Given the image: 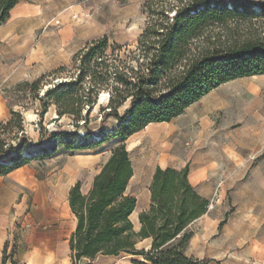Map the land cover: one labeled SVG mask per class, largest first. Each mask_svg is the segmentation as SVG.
<instances>
[{"label":"trees","instance_id":"trees-1","mask_svg":"<svg viewBox=\"0 0 264 264\" xmlns=\"http://www.w3.org/2000/svg\"><path fill=\"white\" fill-rule=\"evenodd\" d=\"M20 1L0 0V25ZM143 9L148 21L135 49L121 54L124 47L110 46L107 36L93 40L73 56L80 66L78 73L55 82L38 97L47 100V106L54 105L59 116L70 117L76 130L84 127V135L47 131L49 146L32 143L31 157L22 156L27 140L17 146L5 140L0 143V173H5L36 156L52 155L60 147L82 150L121 140L87 192L80 180L69 191L76 219L69 240L72 264L122 253L130 255L133 264H209L186 254L194 237L190 227L210 206V200L190 182L188 165L155 169L150 206L138 214L139 228L135 229L131 216L137 199L125 195L134 175L126 140L150 123L171 122L221 84L264 75V1L257 6L252 0H147ZM63 70L61 66L52 73ZM43 77L30 87L36 89ZM86 82L89 87L82 96L78 85ZM103 92L108 94L103 116H113L118 124L110 130L102 128L96 139L88 117ZM10 113L18 115L13 109ZM6 252L7 245L4 264ZM15 252L13 245L10 256Z\"/></svg>","mask_w":264,"mask_h":264},{"label":"rangeland","instance_id":"rangeland-1","mask_svg":"<svg viewBox=\"0 0 264 264\" xmlns=\"http://www.w3.org/2000/svg\"><path fill=\"white\" fill-rule=\"evenodd\" d=\"M146 1L32 0L36 11L0 27V143L5 140L17 146L27 140V147L33 148L32 143L37 142L49 146L47 131L84 135V127L76 130L68 116L55 118V106H47L50 103L38 97L55 82L78 73L80 66L73 56L93 40L107 36L110 46L124 47L121 54L135 49L148 21L143 9ZM252 1L258 6L264 0ZM61 66L63 71L52 73ZM42 75L38 87L31 88L29 84ZM78 87L84 96L89 85L86 82ZM104 94L102 105L106 106L108 94ZM102 105L89 113L93 135L118 124L113 116H103ZM126 106L119 109L121 115ZM11 109L18 115L12 116ZM145 129L127 144L135 172L125 195L137 199L132 215L135 229L139 228V211L149 200L155 167L182 169L188 165L190 178L206 175L198 189L209 188L210 206L208 213L191 225L194 237L186 254H197L209 264H220L211 256L224 253L239 264H264V75L221 84L168 124H152ZM120 143L117 138L94 149L60 147L56 154L44 156L50 159L34 167L43 180L27 188L25 212L32 214L50 203V192L59 182L81 180L86 192L110 150ZM97 151L101 152L93 154ZM132 259L123 253L93 262L133 264ZM93 262L83 260L81 264Z\"/></svg>","mask_w":264,"mask_h":264},{"label":"crops","instance_id":"crops-1","mask_svg":"<svg viewBox=\"0 0 264 264\" xmlns=\"http://www.w3.org/2000/svg\"><path fill=\"white\" fill-rule=\"evenodd\" d=\"M30 1L32 0H23L16 4L10 12V18L5 23L23 18L29 13L36 11L35 8H37V6L31 5ZM31 6H34V10L31 9ZM14 12L17 14L13 17L12 14ZM5 23L0 25V27L5 25ZM161 123L168 124L169 122H154L150 124L156 125ZM147 127H149V125L145 128ZM145 128L131 135L126 140V144H128L131 139L140 137L142 133L146 131ZM94 148L95 147L88 149ZM100 152L101 151H97L93 154L96 155ZM110 155L111 150L105 162ZM43 157L33 158L15 169L0 173V264H4L3 259L6 245V255L8 259L5 264H13L12 259L18 264H72V252L69 240L75 229L76 219L69 206L68 197L71 187L78 180H72L68 184L66 182H59L50 192V203L44 204L41 209L32 214L25 212L24 199L27 188L38 185L43 180V178L37 175V171L34 167L38 166V163L50 159ZM160 167L166 168L163 166ZM156 168L157 167H155V169ZM97 172L90 179L89 187L86 192L89 190ZM205 177L206 175H202L199 178L197 176L190 178L189 176V180L202 196L208 198L209 188L207 186L203 187L202 190L198 189L201 181L203 182V180L206 179ZM147 199H149L147 206L142 208L139 213L148 209L150 206V190ZM66 218H68V222ZM13 245H16V252L13 256H10ZM117 256L100 255L97 259L101 257L112 258ZM192 256L200 259L203 258L197 254H192ZM211 257L220 263L228 264L231 262L232 264H239L235 260H232L227 253L218 257L216 255ZM81 263L82 262H80V264ZM91 264H94V262Z\"/></svg>","mask_w":264,"mask_h":264},{"label":"built area","instance_id":"built-area-1","mask_svg":"<svg viewBox=\"0 0 264 264\" xmlns=\"http://www.w3.org/2000/svg\"><path fill=\"white\" fill-rule=\"evenodd\" d=\"M93 136L94 138L99 139L98 135H93ZM33 151H34V148H26V150L22 152V156L31 157Z\"/></svg>","mask_w":264,"mask_h":264},{"label":"bare ground","instance_id":"bare-ground-1","mask_svg":"<svg viewBox=\"0 0 264 264\" xmlns=\"http://www.w3.org/2000/svg\"><path fill=\"white\" fill-rule=\"evenodd\" d=\"M105 93V92H104ZM103 93V95L98 99V103H97V106H100V105H102L103 104V99H104V96H105V94ZM55 118H58V119H61L62 117L61 116H59L57 113H56V115H55ZM149 126L151 125V124H148ZM132 218V217H131Z\"/></svg>","mask_w":264,"mask_h":264},{"label":"water","instance_id":"water-1","mask_svg":"<svg viewBox=\"0 0 264 264\" xmlns=\"http://www.w3.org/2000/svg\"><path fill=\"white\" fill-rule=\"evenodd\" d=\"M66 81V80H60L59 82Z\"/></svg>","mask_w":264,"mask_h":264}]
</instances>
